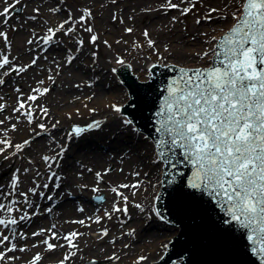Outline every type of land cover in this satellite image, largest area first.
<instances>
[{
	"label": "snow or ice",
	"instance_id": "obj_1",
	"mask_svg": "<svg viewBox=\"0 0 264 264\" xmlns=\"http://www.w3.org/2000/svg\"><path fill=\"white\" fill-rule=\"evenodd\" d=\"M3 3V8L0 10V17H3L2 24L7 27L9 23L10 10L16 4H20L21 0H13V3H8V0H0ZM116 3V0H112ZM200 7H206L203 15H197L196 24H200L202 20L223 21L227 27L221 28L218 35H209L207 32L199 33L205 37L201 51L195 53L197 58L195 66H184L179 64L163 63L164 57L160 54L156 40L152 39L147 29L143 30L142 35L147 42V48L151 50V54L156 55L155 63L148 65L147 75H154L153 69L163 67L167 69L170 75L167 81H161V95L158 99L156 110L153 113L154 134L151 137L154 153V164H160L157 172L160 173L161 179L158 184L172 185L176 183V175L181 177L184 173H174L172 169L178 166L188 167L190 174L187 177L185 187L190 189L188 196L195 198L196 193L206 195L210 198L219 212L223 215L222 223L225 225H234L237 232L240 233V238L246 240L247 250L255 257L259 264H264V0H226L222 7L206 6L204 0H164V3L159 5V9L151 6L142 9L143 11L164 10L167 14L170 10H177L179 16L186 17L189 13L196 15ZM234 5V7H233ZM59 9L51 8L50 12H57ZM34 12L39 13V8H34ZM82 14L78 20L73 19L71 12L68 18L61 22L56 28L49 27L47 33L43 37H39L35 42L47 46L54 41L57 32L64 31L65 35H69L76 31L75 24L79 23L84 32L90 33V43L96 45L98 35L95 34L92 26L87 25L86 21L92 18L91 9H82ZM216 13V16H213ZM35 16L29 19H35ZM112 19H117L115 13ZM131 19V17H129ZM179 20L178 16H172L169 23L175 24ZM182 22V21H181ZM120 23H124L120 19ZM65 25H70L65 28ZM127 33H132L133 28L126 26L124 29ZM212 32H216L213 28ZM35 36V33H33ZM0 37L3 38L5 44H8V37L5 31H0ZM193 40L196 37H192ZM29 45L34 43L33 39L27 41ZM78 47L83 46L84 41H76ZM108 45V42H104ZM121 43V41H117ZM127 43V41H124ZM111 47V45H108ZM134 48L143 47L141 44L134 42ZM164 52H169V46L163 45ZM46 50V49H45ZM71 51V50H69ZM151 54L144 57L145 60H151ZM95 53L93 57L95 58ZM39 57H34L27 66L16 67L12 66L8 71L0 76V85L5 83L3 76H8L11 72L17 74L23 73L28 67L35 65ZM46 58V57H45ZM75 59L74 56H67V63L71 64ZM95 63V59H93ZM116 63L124 66L126 61L119 56ZM13 65V61L9 60L8 55L0 52V69L5 66ZM127 67H131L130 64ZM59 68V64H57ZM50 71V70H49ZM115 73L116 69H112ZM48 80H53L51 75ZM122 82V81H121ZM43 84L44 81H39ZM79 87V85H76ZM19 92V89H16ZM49 91L48 88H34L33 93L44 95ZM2 99V97H0ZM38 95L29 94L27 100H22L18 97L17 107L14 112H19L25 116L29 124L33 123V109L29 104L27 110L25 105L29 102H35ZM88 99H91L89 97ZM134 106V105H133ZM4 105L0 104V112L3 111ZM87 107V105H85ZM112 111L118 115H122L123 109L120 105H109ZM90 112H95V109H89ZM40 112L44 117L48 116V109L40 106ZM79 113V110H77ZM71 118V114H68ZM60 121H56L52 127L55 128ZM133 120L130 118H121V126L130 127L133 125ZM3 124V121H0ZM15 129V125L12 126ZM101 127V121L96 120L82 127L73 125L67 133L68 139L71 140L74 136L80 137L85 132ZM37 128L41 131L37 132L33 129L35 136H40L42 133H47L48 129L45 124H37ZM132 131L138 132L137 128H131ZM53 140L55 138H52ZM30 140L26 139L22 143L12 145L7 139H0V154H3L8 148H14V153H20L30 144ZM66 151V145L59 146V151L55 156H43L42 159L49 169L47 181L42 186L35 181L34 187L29 188L27 192H18L19 196L23 197V203L27 208L33 207V201L29 199V193L33 196L39 195L40 198H45V191L37 190L43 188L49 189V183L53 184L52 191L60 187V176L53 170V165L59 167L58 157H62ZM8 159V157H5ZM28 172L29 169H24ZM91 171V169H88ZM111 169H106L102 174L97 172L96 186L92 187L93 193L99 192V184ZM19 172V169L16 170ZM40 175L39 172L36 174ZM134 176L138 177L139 172H134ZM147 176V173H145ZM143 181L137 180L135 183H122L112 187L111 192L115 193L117 199L113 202L112 213H123L128 215L129 196L125 195L121 189H130L131 196L135 197L140 190ZM151 204L145 207L142 203L132 201L133 206L141 213H144L147 218L155 216L158 220L164 223H171L168 218L163 215L161 209L157 207V201L161 196L156 192L157 184H152ZM19 177L13 173L10 187L13 192L18 191ZM81 188H86L87 185H80ZM144 191H148L147 188ZM71 195L70 192L65 193ZM151 195V193H150ZM4 193H0V199H6ZM48 201H54V195H47ZM98 202H103V196H95ZM18 201L11 200L8 203L0 202V264H12L19 257L14 254L19 251L21 253L29 250L28 246H19L18 240H27V235L18 231L17 226L20 221H29L31 216L27 211H24L18 218L13 215V211H21L16 208ZM122 204V206H121ZM40 205H35V211L32 215H38ZM52 207L44 209L51 213ZM83 211V208H79ZM105 216L108 219L112 218V214L105 210ZM87 219H92L88 217ZM101 217L96 216L95 221L99 223ZM71 223L85 225V220H74ZM123 223V221H122ZM2 229H7L9 234H4ZM56 225L53 224L48 229H39L32 232V237L43 236L44 239L32 244V248L44 246L45 251H51L57 246L60 248L67 247L71 251L64 254L63 260L57 261L56 264H66L72 257L76 256L78 245L74 243V238H78L82 233L72 231L61 235L55 230ZM135 229H130L126 235H133ZM107 228L102 229L101 238L108 236ZM63 239L66 244H58ZM55 240L57 244L50 241ZM115 243V238L111 241ZM172 240L162 243L160 248L163 254L159 256V260L164 262L167 258L169 264H182L185 253H176V259H172L170 246ZM128 247L127 244L124 245ZM12 253L13 255H9ZM42 254L36 253L31 260L26 264H38L42 260ZM109 260H119V256L113 253L107 257ZM148 261V257L141 255L137 258L134 264H142ZM93 264L95 262L93 261Z\"/></svg>",
	"mask_w": 264,
	"mask_h": 264
},
{
	"label": "rangeland",
	"instance_id": "obj_2",
	"mask_svg": "<svg viewBox=\"0 0 264 264\" xmlns=\"http://www.w3.org/2000/svg\"><path fill=\"white\" fill-rule=\"evenodd\" d=\"M40 1V0H39ZM42 2L47 1V7L39 6L38 4H30L26 0H21L20 4H16L15 7L10 10L9 23L8 26L5 27L2 24L3 19L0 21V31H5L8 37V44H5L2 37H0V52L8 55L9 60L13 61V65L5 66L4 69H0V76L5 71H8L10 67L16 66H27L30 64L31 60L34 57L38 56H26L24 61L16 60V56L18 53L15 47V43L24 45L26 43L28 34L21 35L20 37L16 34L17 31H14V24L10 21V17L13 16V19L18 17L21 20H28L29 17L41 15L46 18H35L37 30L43 29L41 35L36 34V36L42 37L47 33V29L49 27L56 28L61 22L68 18L69 12L72 13L73 19L78 20L80 15L82 14V9H92V18L86 21L87 25L93 27L95 34L98 35V40L96 45L90 43V33L84 32L81 25L79 23L75 24L76 31L65 35L64 31L56 33L54 37V43H59V41H65L67 38H72L77 40H83L84 46L86 47V53L88 55H84V61L86 58L91 60L95 59L98 63V76L102 77V82L96 84V79L93 76L83 74L84 83L79 84V87L74 89L71 93H68L66 89L69 87L60 89V81H57L55 76H58L61 72L63 74L74 73L76 71H80L76 65V54L72 53L75 57L71 64L67 63V56L61 53V50L56 51L55 55L57 56L53 58H45L39 57L37 59V63L28 67L27 70L23 73L17 74L16 72H11L8 76H3L2 78L5 80L3 86V93H0V104H3L5 107L2 112H0V121H3V124H0V139H7L11 142L12 145L22 143L24 140L26 133L28 131H33L35 129L37 132L41 131L37 128V124L43 123L46 125L48 131L47 132H57L66 130V135L63 139V145H66V142H69L67 133L71 130L73 125L78 126H86L93 121L99 120L101 121V127L98 129H92L90 131L85 132L80 137H75L72 139V143L66 147V151L64 152L62 157H58L59 159V167L53 165V170L57 172L60 176V187L58 189L63 190L64 195L57 196L54 199L57 200H67L70 199L73 203V207L76 206L77 203L81 202L82 205L87 207H92L94 210H97V214L103 215L101 222L97 223L101 229L98 231L100 234L102 229L107 228L109 235L106 237V241L99 244L97 238H95L92 234L97 233L96 231H92L89 227L86 229H70L67 228L61 231L59 223L56 225V231H58L61 235L70 233L72 231H77L78 233H82L78 238H74V243L78 245V250H76V256L72 257L66 264H134L137 258L141 255H145L148 257V261L142 262V264H149L150 262L156 261L159 259V256L163 254V250L160 248L162 243H166L171 240L177 232H173L174 226L167 225L166 223L158 220L155 216L151 218H147L143 213L144 217L141 219L142 228L137 229L133 235H126L127 230L129 231V227H132L135 223V219H133L134 212H138L139 210L133 206L132 201L134 200L136 203H142L146 208L150 206L152 195L155 193L152 192V185L148 183L151 181L152 184H158L159 173L157 172V168L160 167V164H154L153 159V144L150 140L146 139L145 134L141 132H134L131 128H135L133 126L126 127L118 124L117 126L112 125L107 120L111 119L114 115V111H112L110 104H103V101L113 100L116 101L115 98H111L112 93H116V91H121L127 93L129 97V93L124 86L119 84V79L116 74L112 71L115 68L113 62L117 59V57H121L122 53H127L130 49V41L136 40V38H142V35H136L132 33H127L124 31L126 26L132 27L133 32H138L141 27H146L147 23H142L144 20V16L148 14H152L156 11H143L149 6L153 8L159 9V5L164 3V0H148L149 3H143L140 7L137 5H125L128 3V0H116V3H112V0H41ZM40 1V2H41ZM178 1V0H177ZM57 3L58 7L64 8V11L59 12V10L55 13L50 12L49 9L56 8L54 3ZM175 2V1H173ZM226 0H204V4L206 6L210 5L212 7H222ZM8 3H13V0H8ZM124 5V6H123ZM3 3H0V10L3 8ZM19 7L21 8L18 11ZM49 7V8H48ZM199 12L194 15L193 13H189L186 17L179 16V12L175 9L170 10L165 14L164 10H157L158 13L161 12L163 16L169 17L171 19L172 16H178L179 20L171 27V32L167 33V38H173L175 33L179 30H182V34H185L188 37L191 33H185L184 27L191 26L193 27L197 15H203L206 11V7H200ZM234 7V5H233ZM34 8H39V13L33 11ZM94 9V10H93ZM18 11V12H17ZM68 13V14H67ZM115 13L117 19L114 21L112 19V15ZM63 14L64 16L62 17ZM96 14V17L94 16ZM216 13H213V16H216ZM28 17V18H26ZM131 17V19H129ZM103 18V19H102ZM123 19L124 23H120V19ZM33 19H30L31 24ZM140 20V21H139ZM96 21H98L99 25L107 28L109 31H104L103 33L97 29ZM182 21V22H181ZM138 22V25H137ZM216 20L207 21L202 20L198 26H202V24H214ZM220 22V21H218ZM223 23L224 27L227 25ZM140 25V28H139ZM33 26V25H32ZM70 25H65V28ZM34 27V26H33ZM149 27V26H147ZM99 33L97 32V30ZM149 29V28H148ZM101 33V34H100ZM165 33L162 34L164 36ZM108 35L113 36L114 42H110L107 38ZM137 36V37H136ZM143 39V38H142ZM121 41V43H117V41ZM107 41L108 47L104 42ZM127 41V43H124ZM14 42V45H13ZM171 40L168 42V45H171ZM28 48V47H27ZM27 48L25 52L27 51ZM45 49H49V45L45 47ZM93 53H95V58L93 57ZM173 57V56H170ZM168 58H164L166 61ZM132 64L131 61H127ZM57 64H59V68H57ZM99 65L101 67H99ZM69 66V70L65 71L66 67ZM50 70V71H49ZM32 72V73H30ZM83 72V71H81ZM75 74V73H74ZM51 75L53 80H48V76ZM69 77H72L71 75ZM39 81H44L43 84H39ZM87 82H92L96 85V88H93L92 85H89ZM71 83H79L72 80ZM88 84V85H87ZM10 87V91H5L6 87ZM73 88L75 85H71ZM48 88L49 91L44 95H39L37 93H33L32 89L34 88ZM16 89L20 91L17 92ZM120 92V93H121ZM19 95L18 97L22 100H27V96L29 94L38 95V99L35 102H29L25 105V110L31 105L33 109V123L29 124L25 116L21 115L19 112H14V109L18 104V97H12L13 95ZM122 94V93H121ZM63 96L65 99H63ZM91 97V105L92 109H95V112H86V113H75L71 114V118H69L68 110H71L73 107H76L80 98ZM70 98V99H68ZM90 100V99H88ZM129 101V98L128 100ZM126 101V102H127ZM101 103V108H96L97 103ZM40 106L48 109V116L44 117L40 112ZM66 111V112H65ZM63 114V115H61ZM118 115V114H117ZM121 115H118L120 117ZM56 121H60L59 124L56 125L55 128L52 127L53 124H56ZM13 125H15V129H13ZM31 142H35L36 140L46 142L47 141V133H42L40 136H35V133L28 139ZM30 142V143H31ZM42 142L34 143L32 147L29 148V145L25 147L20 153H14V148H8L3 154H0V193H4L7 198L0 199V202L8 203L11 200L19 195L18 192H27L29 188L34 187V181H38L39 179L44 180L42 184L48 182L47 176L49 175V169L42 157L47 156H55L56 152L59 149H56L55 143L51 146L47 147L44 150H41L40 147L43 145ZM60 142V141H59ZM117 145V146H116ZM113 146L115 149H119L118 146L125 147L123 149H127L125 153H128V157L133 161L132 164H127L125 167H117L113 163H108V159L102 155V152L105 150L111 149ZM137 146V147H135ZM3 147V145H0ZM108 147V148H107ZM29 148V149H28ZM107 148V149H106ZM28 149V150H27ZM28 152V156L24 157L25 153ZM8 157V159H5ZM66 161V162H65ZM123 168V169H122ZM19 169L17 173L16 170ZM24 169H29L28 172H25ZM91 169V171H88ZM106 169H111L106 175H103V179L107 182H111L112 184L119 185L122 183H135L137 180L143 181L144 183L141 185L140 190L137 192L135 197L131 196V191H126V189H121L125 195L129 196V205H128V215L125 216L123 213H114L112 214V205L113 202L117 199L115 193L111 192V186H107V190L100 189L99 192L93 193L91 191L92 187L96 186V177L94 180V175L97 172L104 173ZM37 172L40 173L37 176ZM134 172H139L140 175L138 177L134 176ZM13 173H16L19 177V185L18 191L13 192L10 184L11 179H9L8 186L5 188L4 183L7 178H12ZM147 173V176L145 175ZM64 175V176H63ZM67 175V177H65ZM90 176V177H89ZM93 177L92 180L90 178ZM159 178V179H158ZM158 179V180H157ZM88 180V181H87ZM86 181L89 183V188L83 189V191H88L89 196H78L76 194L77 186L76 184ZM102 183L100 182V185ZM147 188L148 191H144ZM161 188V185H160ZM159 188V190H160ZM66 190H71V195H66ZM156 191V192H159ZM151 193V195H150ZM52 194L50 191L45 193V200L40 203V209L38 215H32L33 211L30 210L28 213L31 216V219L28 221L29 223L24 226V228H28V232L25 234L29 237L25 242L29 250L26 252L17 251L14 255L19 257V259L12 262V264H26L27 261L31 260L32 257L36 253H41L43 256L42 260L38 262L47 263V260L50 261H60L63 260L64 254L67 251H71L67 247V251L63 252L60 256H58L57 250L60 248L57 246L55 249L46 252L44 246H39L36 248H32L31 245L36 243L39 240L44 239L43 236L40 237H31L32 232H35L41 228L48 229L54 223L51 220L52 214L44 212V209L48 207L55 206V201L50 204H44L45 202H49L46 197L47 195ZM32 194L29 193V198ZM103 196V202H97L93 200L95 196ZM142 196V197H141ZM61 205V204H60ZM58 205L56 208L61 210L62 207ZM122 206V204H121ZM110 208V212L112 214V218L108 219L105 216V210ZM137 214V213H136ZM13 215L15 217H19L18 211H13ZM42 215L47 216V220L42 219ZM136 217V216H134ZM123 221V223H122ZM26 222V221H24ZM45 223H49V226H46ZM32 224V225H31ZM7 230V229H6ZM60 230V231H59ZM155 232V234L153 233ZM4 234H9L8 232H4ZM153 234L154 236H151ZM94 238L92 241L93 245L91 248L85 247V244L89 241V236ZM142 235H146L144 240L142 241L140 237ZM154 237V238H153ZM115 238V243L113 244L111 241ZM52 243H56L57 241L52 240ZM61 243L66 242L63 240ZM60 244V243H59ZM127 244L128 247L125 248L124 245ZM25 245V244H24ZM23 245V246H24ZM2 250V249H0ZM115 253L119 256V260H108L105 261L106 257L110 254ZM9 255H13L12 253ZM56 264V263H55Z\"/></svg>",
	"mask_w": 264,
	"mask_h": 264
},
{
	"label": "bare ground",
	"instance_id": "obj_3",
	"mask_svg": "<svg viewBox=\"0 0 264 264\" xmlns=\"http://www.w3.org/2000/svg\"><path fill=\"white\" fill-rule=\"evenodd\" d=\"M26 1L30 2L31 5L32 4H38L39 6L41 5L42 7H45V9H46L47 4H48L47 1L42 2L41 0H40L41 2L39 0H26ZM48 1H51V0H48ZM173 1L178 2L177 0H173ZM143 3H149V1L148 0H128V3L125 5L128 6L131 4V5H137L138 7H140L141 4H143ZM54 5H56L55 7L57 9H59V12L64 11V8L58 7L56 2L54 3ZM61 15H62V17L64 16L63 14H61ZM94 16L96 17V14ZM35 17L37 19L43 18V19L47 20L46 18L42 17L41 15H37ZM26 18H28V17H26ZM143 18H144L143 19L144 21L142 23H147L148 24L147 26H149V27L146 26L144 28L143 27L140 28V25H139L140 30L138 32H132V33L136 34L137 36L138 35L141 36L143 30L147 29L150 37L152 39L156 40L157 47L159 48L160 54L164 58L169 57V59H167L166 61H163V63H171V64L174 63V64L195 65L196 60H197V58L195 57V53L197 51H201L203 49V47H206L202 43L203 40L205 39V37L200 36L199 33L207 32V33H209V35H218L220 32V29L224 28L223 23L221 21L218 22V20H216V22L214 24L208 23V24H202V26H198L199 24L194 23L193 27L191 26V28L189 26L184 27L183 31L185 33H188V32L191 33L188 37H186L185 34H182V30L178 29V31L175 33V36L173 38H167V33H169V31L171 32V30H172V28L170 29L169 27L174 25V24L169 23V21H170L169 17L163 16L161 12L158 13V11H156V12H153L152 14H148V15L144 16ZM2 19H3V17H0V21ZM10 21L14 24L13 25L14 31L18 32L16 34L17 36L20 37L21 35L28 34L27 32L30 31V33L28 34L26 43L24 45H22V44L18 45L17 43H15V47H16L17 52H18V53H16L17 54L16 60H20L23 62L26 56H31V57L32 56L33 57L38 56V57L53 58V57L57 56V54L55 55V53L58 50H61V53L64 55L66 53H67L66 55L75 53L76 54V62L75 63H76V65L80 71L74 72L75 74L69 73V75H68V73L63 74V72H61L58 76H55L57 81H60V85H59L60 89H63V87L64 88L69 87L68 89H66V91L68 93H71L72 91H74V89L77 88L76 85H79L80 83L85 84L83 82L84 81V78H83L84 73H86V75L93 76L95 79L97 78L96 84L102 82V77H100V76L97 77L98 76L97 74H98V63L99 62L97 63L95 61V63H93V60H91L89 58H86L84 61L83 56L84 55L89 56V54L86 53V47L83 45L82 47H80V50L77 51L78 45H77L76 41L73 39V37L67 38L65 41L61 40V41H59V43H56V44L53 41L49 45V49L45 50L46 46L42 44V41L39 44H37L35 42L36 40H38V36H36V34L41 35V33L43 32L42 28L40 30H37L36 23L38 21H36V19L32 20L33 23L31 24L29 18H28V20L25 21V20H21L20 17L13 19V16H11ZM96 24H97L96 28L99 29L101 33H103L104 31H109L107 28H104L102 25L100 26L98 21H96ZM137 25H138V22H137ZM213 28L216 29V32H212ZM97 32L99 33L98 30H97ZM33 33H35V36H33ZM132 33H130V35ZM163 33H165L164 36H162ZM194 36L196 37L195 40L192 39V37H194ZM107 38L109 39L110 42L111 41L114 42L113 36L108 35ZM142 38L141 39L136 38L135 42L141 44L143 47L134 48L133 47L134 41H130L129 51L127 53H122L120 58H123L126 62L131 61L132 64L130 62H128V63L130 65H133V73L136 74V76L140 78L139 80L147 81L149 79V76L147 75L148 65L155 63L157 60V57H156V55L151 54V50L147 48V42H146L145 38L143 37V35H142ZM29 39H33L34 43L29 45L27 43V41ZM170 40L172 42H171V45L169 46L168 42ZM165 44H167L169 46V52H164L163 45H165ZM13 45H14V42H13ZM26 48H27V51L25 52ZM56 49H58V50H56ZM69 50H71V51H69ZM150 54H151V60H145L144 57H146ZM170 56H173V57H170ZM113 65L117 67V65H119V64L116 63V60H115L113 62ZM99 67H101V66L99 65ZM68 70H69V66L66 67L65 71H68ZM81 71H83V72H81ZM30 73H32V72H30ZM70 75L72 77H69ZM72 80H74L75 82H79V83H71ZM87 83L89 85H92L93 88H96V85L94 83H92V82H87ZM62 85H63V87H62ZM71 85H75V87L73 88ZM2 88H3V86L0 85V93L4 92V90ZM9 89H10V87L8 86V87H6L5 91H9L13 94V92L10 91ZM120 92L116 91V93H112V95L110 96L111 98H115L116 101L106 99L103 101V104L104 105H106V104H110V105L111 104H117V105H120L122 107L123 104L126 103V101L128 100L129 97H128L127 93L121 92L122 93L121 94ZM18 96L19 95L17 94L15 96L13 95L12 97L14 98V97H18ZM63 99H65L64 96H63ZM68 99H70V98H68ZM90 103H91V99L88 100V98L82 97L78 101V104L76 107H73L71 110H68L67 112L66 111L65 112L68 114H75V113H77V110H79V113L90 112L89 109L93 108ZM85 105H87V107H85ZM97 105L98 106L96 108H99V109L102 106V104L99 102L97 103ZM61 115H63V114H61ZM122 116H123V118H127L124 115H121L120 117H118L117 113L114 112V115L111 117V119L107 120L109 122H106V123H110L112 125L117 126L118 124H120V120H121ZM33 134H34L33 131H28L26 133L25 137L23 138V140L29 139ZM65 135H66V130H64V129L62 131H57V132H53V133L47 132V141L46 142L45 141L42 142L39 140H36L35 142L33 141L29 144V148L32 147L34 143L39 144L40 142H42L43 145L40 147L41 150L46 149L47 147L51 146L54 143L56 145V149H59V146H64L63 145V143H64L63 139H64ZM52 138H55V139L53 140ZM72 139L69 142H66V147H68L72 143L71 142ZM146 139H148V138H146ZM115 147L111 146L110 147L111 149H109V150L107 149L108 148L107 147L106 148L107 150L102 152V155L105 157V159L107 156L108 160L107 159L106 160L108 161V163H113L117 167H121V166L125 167L127 164H132L133 161L128 157V153L127 154L125 153V151H127V149H123L125 147H121V146H118L119 149H115ZM135 147H137V146H135ZM27 156H28V152L25 153L24 157H27ZM65 177H67V175H65ZM159 178H160V173H159ZM9 179H11L10 176H9V178H7L5 180V183H4L5 188L8 186L7 181H9ZM92 179H93V177L90 178V180H92ZM94 180H95V175H94ZM43 181L44 180L39 179L38 181L36 180V183H38L42 186ZM55 182L56 181L54 179L52 183H49V189L48 190H44L42 187L39 188L37 190V193L39 191H45V193L47 191H50L52 193V195H54V198H56L57 196L60 197V196L64 195L63 190H60V189H56L55 192L53 193L52 188H53V184ZM90 182L81 181V182L77 183L76 184L77 187L75 188V189H77L76 194L78 196H82V197L84 196V198L89 196V192L83 191V189L89 188ZM101 183H102L101 185L99 184V189H102L105 191L107 190L108 185L111 187L115 186V184H112L110 181L106 183L105 180H102ZM80 185H87V187L81 188ZM159 188H160V184H157L156 191H158ZM70 191L71 190H66V192H70ZM126 191L129 192L131 190L126 189ZM23 199L24 198L19 196V195H17L14 198V200L18 201L16 208H19L21 210V211H18L19 216L22 215L24 211H27L29 213L31 209L35 210V205L40 204L45 200V198H43V199L40 198L38 194L36 196L31 195L29 199L33 201V207L27 208V206L23 203ZM54 201L56 204H55V206L52 207L53 210L50 213V214H52L51 220H53L55 225H57V226L59 223L61 231L65 230L67 228H70V229H78V228L84 229L85 228L86 229L87 227H89L92 231L97 232V233L92 234V235L95 238H97V240L99 241V244L104 243V242H108V241H106L107 236L101 238L100 234L98 233V231L101 229V227H99L97 225V223L94 222L96 216L101 217V220L104 217L103 215L97 214V210H94L92 207H87L85 205H82L81 202L77 203L76 206L73 207L74 202H71L70 199L63 200V201L54 199ZM51 202H53V201L45 202L44 204H50L51 205ZM58 205H60L62 207L61 210L56 208ZM79 208H83V211L82 212L79 211L78 210ZM107 211L109 213L112 212L110 210V208H108ZM44 212H46V211H44ZM46 213H48V212H46ZM112 214H114V213H112ZM134 216H136V217H134ZM134 216H133V219H135V223L133 224L132 227H129L128 229L129 230L135 229V231H136L137 229L139 230L140 228H142V223H141L142 220L141 219L144 217V215H143V213L138 211V212H134ZM88 217H91L92 219H87ZM46 218H47V216L42 215V219H45L48 222L49 220ZM81 219L85 220V222H86L85 225H80L78 223H71V221L81 220ZM101 220H100V222H101ZM28 223H29L28 221H26V222L20 221L18 226H17L18 231H22L24 233L28 232V228H24V226ZM45 225L49 226V223H45ZM2 231L8 232V230H6V229H2ZM127 232H128V230H127ZM153 233L155 234V232H153ZM145 236L146 235H142L140 237V239L142 241H145L144 240ZM151 236H154V235L151 234ZM25 241L26 240H18L17 241L18 247L23 246L24 244H29ZM61 241H63V239H61L58 242V244L59 243L65 244V243H61ZM92 241H94V238H91L89 236V241H88V243L85 244V247L91 248L93 245ZM54 244H56V243H54ZM28 247H30V246H28ZM66 251H67L66 247L65 248H59L57 250L58 256L61 257L63 252H66ZM9 254H11V253H9ZM112 255L113 254H110L107 257H110ZM43 256H45V254L42 255V257ZM107 257L105 259L106 262L109 260V259H107ZM61 259H62V257H61ZM56 262H57V259H56V261L47 260V263H45V264H55ZM40 264H43V263H40Z\"/></svg>",
	"mask_w": 264,
	"mask_h": 264
},
{
	"label": "water",
	"instance_id": "obj_4",
	"mask_svg": "<svg viewBox=\"0 0 264 264\" xmlns=\"http://www.w3.org/2000/svg\"><path fill=\"white\" fill-rule=\"evenodd\" d=\"M152 71L154 75L150 81L140 82L127 65L118 69V75L130 94L128 103L122 107L123 114L150 138L154 134L153 113L161 95V81L166 82L172 75L163 67ZM172 171L184 173V176L177 174L175 184H163L161 199L157 201V207L178 232L170 246L172 259H176V253H185L182 264H259L247 250V242L240 238L235 226L222 223L224 217L210 198L199 192L195 198L187 195L191 191L185 187L189 168L181 165ZM150 264L169 262L166 258L164 262L157 260Z\"/></svg>",
	"mask_w": 264,
	"mask_h": 264
}]
</instances>
